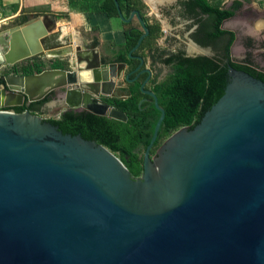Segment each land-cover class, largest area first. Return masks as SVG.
<instances>
[{"label":"water","instance_id":"water-1","mask_svg":"<svg viewBox=\"0 0 264 264\" xmlns=\"http://www.w3.org/2000/svg\"><path fill=\"white\" fill-rule=\"evenodd\" d=\"M113 1L123 21L135 17L143 29L129 55L160 111L141 174L95 140L8 109L59 91L63 111L125 122L102 97L126 98L115 87L126 64L102 62L95 44L73 47L40 16L1 31L0 68L70 57L65 68L1 76L0 264H264V81L228 64L223 94L150 155L164 109L144 88L143 58L131 55L148 29L137 9L125 18Z\"/></svg>","mask_w":264,"mask_h":264},{"label":"trees","instance_id":"trees-1","mask_svg":"<svg viewBox=\"0 0 264 264\" xmlns=\"http://www.w3.org/2000/svg\"><path fill=\"white\" fill-rule=\"evenodd\" d=\"M117 1L124 17H128L133 9L139 10L148 29V34L142 40L139 48L131 55L140 54L145 57L146 51L150 54L155 49L156 40L162 33L160 25L155 19L149 21V18L145 15V7L140 0ZM192 2V5H189L188 2L184 1L182 5H189L191 8L194 5L199 6L201 9L209 8L205 4L208 2L207 0H192ZM239 4V2H236L235 6ZM97 11L108 16H118L113 0H102L97 7ZM232 13L231 9L222 10L221 17L216 23L215 34L227 33L225 29H219L218 25L221 19L231 16ZM142 33L143 29L136 19L124 22V41L119 45H113V61L124 62L126 73H130L129 78L133 80H125L126 98L123 99L117 96L102 97L103 101L126 114L127 120L125 122L84 109H66L58 117L47 119L57 125L63 133L80 134L85 139L95 140L97 143L109 148L120 158L133 177L141 174L142 154L151 139L155 123L160 116V111L155 107L152 97L140 90V85L145 80L147 73L143 72L136 76V71L131 72L139 63V60L130 56L129 51ZM162 54L163 52L158 53V58ZM160 61L171 64L173 72L165 75L160 80L151 77L144 86L145 89L154 92L158 104L164 109V118L150 149V155H154L161 143L178 128L182 126L193 127L197 124L204 112L223 94L228 77L225 65L220 66L212 59L204 56L184 57L182 52H178ZM231 64L233 67L244 70L264 81V71L256 69L253 65L235 61ZM44 67V62L41 59L33 58L27 60L21 66L20 72L15 73L40 72ZM49 67L65 68L67 62L53 59L50 61ZM2 83L3 80L0 78V84ZM50 99L51 95L48 94L40 100L29 103L24 101L22 105L9 107L8 109L15 112H22L26 109L36 112Z\"/></svg>","mask_w":264,"mask_h":264},{"label":"crops","instance_id":"crops-1","mask_svg":"<svg viewBox=\"0 0 264 264\" xmlns=\"http://www.w3.org/2000/svg\"><path fill=\"white\" fill-rule=\"evenodd\" d=\"M102 0H0V25L11 24L16 26L27 21L31 16L43 17L48 31L55 27L61 28V35H68L72 40L80 30L90 31L91 38L98 49L101 45L114 43L121 44L124 41V22L119 16H108L97 11ZM144 5L145 15L155 19L161 31L170 36L177 31V27H184L186 21L183 18L182 3L186 0H140ZM222 1V0H221ZM218 2V1H217ZM134 10V9H133ZM139 11V10H138ZM163 18L164 20L160 19ZM127 18V17H125ZM136 19L133 17L131 20ZM137 20V19H136ZM50 27V29L48 28ZM182 37L184 32H181ZM73 42L78 45L77 40ZM99 54L102 60L113 56V48L108 46ZM109 61V60H107ZM117 63V62H113ZM83 65V63H82ZM126 70V67H125Z\"/></svg>","mask_w":264,"mask_h":264},{"label":"rangeland","instance_id":"rangeland-1","mask_svg":"<svg viewBox=\"0 0 264 264\" xmlns=\"http://www.w3.org/2000/svg\"><path fill=\"white\" fill-rule=\"evenodd\" d=\"M221 1V0H219ZM222 1H228V0H222ZM264 5V0H247L246 4L241 9V13L237 15V18L234 19V28H237L240 30L241 35L243 36L239 38V42L234 46V59L237 61H243L242 58H249L251 59L250 64L256 67L258 70L264 71V14L257 16L255 19H253L250 23L248 22V19H250L252 16L249 15V12L251 10L253 11L254 8H258L259 6ZM160 19L164 20L160 17ZM11 24H14L13 22L10 24L0 25V32L7 29L8 27H12ZM229 24V23H228ZM231 25H233V22H231ZM57 27L54 29H50L49 31L56 30ZM177 31L172 32L173 34L170 36H166V30L161 33V36L156 40L155 47L158 48V53L161 51H164L165 53H171V52H177L180 49L186 50V51H196V49H189L191 47L190 42L187 41L184 36L187 37L185 33V26L177 27ZM184 32V36L182 37L181 32ZM92 29L90 31H84L83 27H80V30L76 33L74 37L77 40L78 45L81 48H88L91 44V41L93 42V38H91ZM75 38L73 41H75ZM114 43H111L110 45L107 44L101 45L98 50L103 54L102 50L106 49L108 46L114 47ZM116 45V44H115ZM189 49V50H188ZM70 56H65L64 60L67 61V59ZM114 55L110 57V59L107 58V60H102L104 63H110L113 61ZM156 60L152 61L153 59L148 57L146 65L149 70H155L156 77L160 80L163 78L167 73L169 72L168 67H165L162 63H159L158 56L153 57ZM38 59V58H37ZM44 62V68H50L49 64L50 61L53 59H60L59 57H50V58H39ZM26 59L23 61H20L19 63L15 65H7L2 68H0V78L4 74L14 73V74H20L15 72H20L21 66L26 63ZM126 71L124 73H121L120 76L115 80V87L117 90V94H126V83H125V75ZM66 108V106L57 99L56 96L52 97L50 101L47 103V106H43L40 108V110L33 112L37 114L42 119H49V118H56L59 116V114Z\"/></svg>","mask_w":264,"mask_h":264},{"label":"flooded vegetation","instance_id":"flooded-vegetation-1","mask_svg":"<svg viewBox=\"0 0 264 264\" xmlns=\"http://www.w3.org/2000/svg\"><path fill=\"white\" fill-rule=\"evenodd\" d=\"M207 1L208 2H206L205 4L210 9L207 7L205 9H201L197 5H194V7L191 8L189 5H192L193 3L192 0H186V2L189 3V5L181 6L183 18L186 21L185 33L187 37L184 36V38L189 42L190 41L194 42L195 45H192V44L190 45L194 47L196 51L188 52L186 50L180 49L174 53L182 52V55L184 57L204 56L209 59H212L214 62H216L220 66L225 65L226 68L228 64L232 65L231 62H234V61L239 62V63H249L250 64L251 59L249 58H242L243 61H237L234 59V46L239 42V38L241 41V38L243 37L240 33V30H238L237 28H234V19L237 18V15L241 13V9L246 4L247 0H228L226 2L219 1V0H207ZM236 2H239L240 4L235 6ZM223 9H231L233 11L231 16L225 19H221L218 25L219 29L221 30L225 29L227 33L226 34H222V33L215 34L216 23L218 19H220L221 12ZM262 14H264V5L259 6L258 8H254L253 11L251 10V12H249V15L252 17L248 19V22L250 23L253 19H255L257 16L262 15ZM231 22H233V25H231ZM162 52H163L162 56L158 58L159 61L163 58H166L174 54L173 52L171 53H165L164 51ZM157 55H158V48L156 47L154 50L150 52V54H148V52L146 51L145 57L139 54L138 56H141L143 58V64L141 68L148 69L146 65L148 57L152 58L153 59L152 61H155L156 59L153 57ZM159 63H162L165 67H168L169 72L167 74L173 72V68L171 64H165L161 61ZM134 69L131 72H133ZM124 71H126L125 68H124ZM150 72H151V77H155V79L159 80L156 77L155 70H150ZM58 92L59 91H53V92H50L49 94L51 95V98L54 96L57 97ZM49 101L45 102L41 106V108L43 106H47V103Z\"/></svg>","mask_w":264,"mask_h":264},{"label":"bare ground","instance_id":"bare-ground-1","mask_svg":"<svg viewBox=\"0 0 264 264\" xmlns=\"http://www.w3.org/2000/svg\"><path fill=\"white\" fill-rule=\"evenodd\" d=\"M48 28L50 29V27H48ZM72 46H73V45H72ZM75 46H76V45H74L73 47H75ZM191 48H192V49H194L192 46H191V47H189V49H191ZM189 49H188V50H189ZM82 63H83V65H84V62H81V64H80V65H82ZM82 76H83V77H86V74H83Z\"/></svg>","mask_w":264,"mask_h":264}]
</instances>
